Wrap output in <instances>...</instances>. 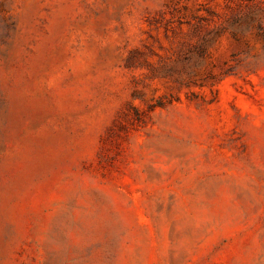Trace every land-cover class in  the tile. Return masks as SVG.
I'll return each mask as SVG.
<instances>
[{
    "label": "rangeland",
    "instance_id": "374dc122",
    "mask_svg": "<svg viewBox=\"0 0 264 264\" xmlns=\"http://www.w3.org/2000/svg\"><path fill=\"white\" fill-rule=\"evenodd\" d=\"M0 264H264V0H0Z\"/></svg>",
    "mask_w": 264,
    "mask_h": 264
}]
</instances>
